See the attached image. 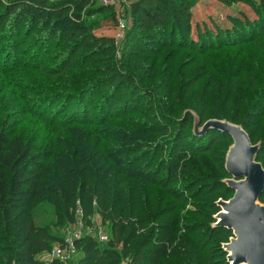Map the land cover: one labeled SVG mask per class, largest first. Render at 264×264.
Wrapping results in <instances>:
<instances>
[{
    "label": "trees",
    "instance_id": "trees-1",
    "mask_svg": "<svg viewBox=\"0 0 264 264\" xmlns=\"http://www.w3.org/2000/svg\"><path fill=\"white\" fill-rule=\"evenodd\" d=\"M4 1L0 3V29L8 26L9 33L17 38L22 34L18 33L22 25L24 30L27 29L25 35L39 26L38 31L42 34H37V38L32 36L37 46L43 38L64 43V50L59 52L62 58L60 67H52L53 71L45 65L41 67L48 72L45 75L48 81L43 83L46 89L58 88L47 91L49 95L80 99V109L75 107L77 114L80 112L76 121L97 142L96 147L90 149L80 146L79 163L67 162L69 170L73 171V180L66 182L69 175L63 171L65 166L49 162L55 149L51 138L45 137L43 143L32 142L10 133L6 123L0 129V232L12 244V248H1L0 264H43L38 257L49 252L53 244L62 242L50 230L49 210L45 203H58L56 206L64 217L73 221L70 207L78 200L86 217L99 210L105 220H110L113 236L103 245L91 236L76 240L79 256L75 264H119L121 253L130 258L127 264H163L170 258L181 260L180 264H191L189 249L185 252L186 258H178L177 245L202 248L201 240L191 235L177 236L178 218H168L171 212L161 210L156 189H168L167 194L176 197L178 202L184 201L183 194L169 186L177 179L172 171L178 166L186 175L188 164L182 163L183 156L209 155L223 141L227 144L221 150V159L214 161L212 156L209 161L215 165L221 161L220 171L231 176L225 167L227 152L233 142L231 135L210 129L198 136L193 125L199 121L202 126L210 118L236 123V114L233 113L236 99L231 98L236 89V62H217L211 59V55L226 53L236 59L237 42L264 36L263 20L230 17L232 28L228 30L220 27L212 30L207 24L202 29L197 24L199 38L195 40L191 37L193 21L199 22V18L192 10L199 0H132L130 26L124 30L121 57H118L116 40L94 32L117 23L111 6L92 8L90 0ZM84 15L87 19L98 16L88 23L83 20ZM258 15L264 16V4L260 5ZM147 36L158 39L159 48H152L157 56L168 49H173L171 51L178 56L180 51L174 48L178 39L181 48L205 57V62L194 66L199 57L195 56V60L187 61L184 66L183 61L178 63L174 58L173 67L168 72L166 67L170 63L165 66L156 60L150 69V64H146L149 58L142 57L145 51L129 48L135 41L144 44ZM163 36L169 39L162 40ZM188 39L192 43L186 44ZM193 66L195 72L189 80L174 78L168 93L159 92L157 98L153 87L164 69L165 75L170 76L180 73L179 69L184 67L189 71ZM145 72L148 75H144ZM244 73L247 78L248 73ZM216 74L222 80L215 82ZM50 78L52 82H49ZM206 78L208 82L203 83L202 89L193 90ZM148 80H153L150 86L145 84ZM258 83L252 84L257 86ZM102 85L106 88L97 99L99 104L93 107L90 102L92 93ZM69 87L74 91L61 90ZM140 94L144 95L145 102L140 101ZM253 98L254 95L250 94L249 100ZM201 103L202 109L197 106ZM64 104L63 109L68 103ZM195 108H198L196 117L191 114ZM239 124L255 144L245 120ZM260 143L257 161L264 165V134ZM147 150L151 153V161L141 160ZM155 160L157 168L152 167ZM136 164L138 166L134 167ZM165 167L169 168V174L160 178ZM51 178L55 187L47 184ZM225 191L234 195L231 188H225ZM260 201H264V192ZM211 230L220 241L221 256L226 264H230L222 248L233 237V232L218 226ZM201 254L202 251L199 256ZM195 263L211 264L206 257L203 260L197 258ZM52 264L63 262L55 260Z\"/></svg>",
    "mask_w": 264,
    "mask_h": 264
},
{
    "label": "rangeland",
    "instance_id": "rangeland-1",
    "mask_svg": "<svg viewBox=\"0 0 264 264\" xmlns=\"http://www.w3.org/2000/svg\"><path fill=\"white\" fill-rule=\"evenodd\" d=\"M5 2L4 0H0L2 4ZM131 2L132 0H108V4L106 5L103 0H90L89 2L92 8L99 5L111 6L113 8L117 17V23H110L94 32L99 36H109L116 40V54L118 57H121L125 31L130 26L129 7ZM261 4H264V0H199L192 10L195 14L194 16L199 18V22L197 20L193 21L194 28L191 37L195 40L199 38L196 30L197 24L202 29L206 24L212 30L215 27L225 28L226 30L231 29L232 23L229 18H234L235 16L241 19L249 18L252 21L259 19L263 20L264 23V16L259 17L258 15ZM97 16L88 17L87 19V16L84 15L83 20L90 23ZM121 22H124L126 29L118 37ZM36 29L33 32L29 31L25 35L27 29L24 30V26L22 25L18 31V33L22 34L17 38H14L9 33L8 26L0 29V129L4 128V124L6 123V129L10 133L24 136L25 139L32 142L40 141L43 143L42 141L45 137L51 138L55 144V149L51 152L52 158L49 162L52 165L65 166L63 171L69 175L66 176V182H68L73 180V171L69 170L68 164L80 162V146L88 149L96 147L97 139L91 138V135L85 131L86 128L80 127V123L76 121L80 114V112L77 114V108H75L78 107L80 109L79 98H76V96L63 98L47 93V91H56L58 88L52 86L49 89L47 88L48 90L46 89V85L43 82L44 80L48 81L45 76L48 75V72H45L41 67L45 65L51 71H53L52 67H60L62 58L59 52L64 50V43L47 41L43 38L40 46H37V41L34 38H37V34L41 35L42 33L38 31L39 26ZM165 38L169 39V37L163 36L162 40ZM146 40L144 44L140 41H135L129 48L145 51V53H142V57L149 58L146 64H150V69L151 65L157 60L165 66L170 63L166 67L169 68V72L170 68L173 67L174 58L178 63L183 61V65L185 66L187 61L195 60V56H199L195 52H188L184 48H181L178 39L175 41L174 46V48L180 51L178 56L171 51L173 49H168V51L157 56V54L152 52V48H159L158 39H151L147 36ZM189 43H192L190 39L187 40L186 44ZM204 58L199 56L194 66L204 63ZM211 59H215L217 62H236V89L232 91L233 95L231 96L232 100L236 99V107L233 109V113L236 114V123L233 124L240 125L239 123L245 120L249 130L253 133L255 144H260L261 148L260 142L264 134V116H260L264 113V71H262L264 70V36L260 39L252 38L249 41L237 42L236 59L231 54L226 53L211 55ZM194 66L189 71L185 67L181 70L179 69L180 73H172L170 76L165 75L166 69H164L162 77H157L156 87H153L157 98L159 92L163 95L168 93V90L172 87L174 78H178L179 81L189 80L190 75L195 72ZM147 72L143 74L148 75ZM244 72L248 73L247 78ZM215 76V82L222 80L218 74ZM52 81L53 79L50 78L49 82ZM145 82H147L145 83L147 86H150V82H153V80ZM204 82H208L207 78L197 83L193 90L198 91L202 89ZM253 82L259 83L257 86H254ZM256 87L260 89L258 90ZM104 88H106V85H102L92 93L90 102L93 107L99 104L97 99L101 96ZM61 90L74 91L72 87ZM91 92L93 91L91 90ZM250 94H253L254 98L249 100ZM139 98L141 102H145L146 100L143 94H140ZM172 101H175V98ZM64 103H68L65 107L66 109H63ZM197 106L198 108H203L202 103ZM198 108L191 111L194 117L197 116ZM175 116L177 115L175 114ZM211 119L217 118L206 119L204 124ZM217 120L226 121L223 119ZM260 122L263 123L258 125ZM195 125L196 123L194 122V130ZM208 131L203 133L195 132L196 135L202 136ZM226 144L227 142L223 141L209 155L183 156L182 163L188 164V173L186 175L181 173L182 169L178 168V166L175 167L176 169L174 168L172 174L176 173L174 176L177 179L170 183L169 186H172L171 188H174L177 193L183 194L184 201L178 202L175 200L176 197L167 194L168 189L160 187L156 189V198L160 206H162L161 210L164 208L171 212L168 218L172 216L178 218L177 225L175 226L177 236L182 238V236L191 235L195 239L201 240L202 248H194L193 245L183 248L177 245L179 251L178 258H186L185 252L189 249L190 253L188 256H192L191 264H196L195 260L197 258L203 260L205 257L211 264H226V261L221 256L222 253H220V241L211 229L215 226L217 216L222 209L219 202L221 200L228 201L233 196L225 191V188H230L228 182L232 177L225 176L220 171L221 161H218L216 165L209 161L212 156L214 161H217V158L221 159V150ZM146 153H148V150L142 154L141 160L151 161V153H148L144 157ZM136 155L134 154V156ZM109 156L110 154H107V158L111 160L112 157ZM67 162L70 163L67 164ZM260 163L262 164V162ZM137 166L138 164L134 167ZM152 167H158L156 160L153 161ZM168 170L169 168L162 170L159 177L167 176L169 174ZM52 183V178L50 183L47 180V184L50 187H55V184ZM209 192L211 194H208ZM60 203L63 205V202L60 201ZM260 203L264 205V201H260ZM56 204L58 203H45V206L49 210L47 218L49 219L50 230L62 239L61 243L53 244L50 251L60 247L67 241L74 247V251L68 250L66 252L67 258L62 260V262L64 261L63 264H75L78 259L79 250L74 244L78 238L91 236L99 244L103 245L113 236L110 220H105L103 213L99 210L93 215L86 217L84 211H82L80 200H78L74 206L70 207V214L73 216V221H70L64 217ZM144 231H142V234ZM101 237L106 239L102 240ZM5 238L4 233L0 232V251L2 247L12 248V244L7 242ZM226 243L223 244V250H225ZM118 250L120 251V249ZM200 251H202L201 256H199ZM47 253H43L38 257L43 264H51ZM121 257L122 259L119 264H127L130 260L129 257H125L122 253ZM176 261L178 264L182 262L181 260L170 258L167 263L163 264H173Z\"/></svg>",
    "mask_w": 264,
    "mask_h": 264
},
{
    "label": "water",
    "instance_id": "water-1",
    "mask_svg": "<svg viewBox=\"0 0 264 264\" xmlns=\"http://www.w3.org/2000/svg\"><path fill=\"white\" fill-rule=\"evenodd\" d=\"M196 121L195 131L218 129L231 135L225 167L231 175L229 187L234 195L219 202L222 208L215 226L233 232L225 244L230 264H264V205L260 198L264 192V167L257 161L260 144H253L241 125L217 119L203 126Z\"/></svg>",
    "mask_w": 264,
    "mask_h": 264
},
{
    "label": "built area",
    "instance_id": "built-area-1",
    "mask_svg": "<svg viewBox=\"0 0 264 264\" xmlns=\"http://www.w3.org/2000/svg\"><path fill=\"white\" fill-rule=\"evenodd\" d=\"M103 2L105 3V5L108 4V0H103ZM125 28H126V25L124 24V22H121L120 23V29H119L120 32L118 34V37L122 35V33L124 32ZM80 238H78V239H80ZM101 239L105 240L106 238L101 237ZM74 244L76 246V242ZM68 250L74 251V247L72 246V244L69 241H67L65 244L61 245L60 247L54 248L52 251H49L47 254H48V257H49L48 259L50 260L51 264L55 260H59L60 262H62V260L64 258H67L66 252Z\"/></svg>",
    "mask_w": 264,
    "mask_h": 264
}]
</instances>
